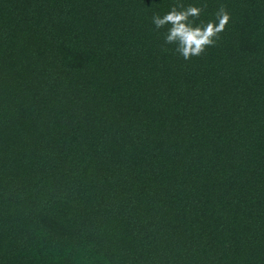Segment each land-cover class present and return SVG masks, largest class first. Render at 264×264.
<instances>
[{
	"label": "trees",
	"instance_id": "obj_1",
	"mask_svg": "<svg viewBox=\"0 0 264 264\" xmlns=\"http://www.w3.org/2000/svg\"><path fill=\"white\" fill-rule=\"evenodd\" d=\"M175 3L0 0V264H264V0Z\"/></svg>",
	"mask_w": 264,
	"mask_h": 264
},
{
	"label": "clouds",
	"instance_id": "obj_2",
	"mask_svg": "<svg viewBox=\"0 0 264 264\" xmlns=\"http://www.w3.org/2000/svg\"><path fill=\"white\" fill-rule=\"evenodd\" d=\"M206 7V3L185 5L183 0H176L168 12L152 16V23L158 31L166 29L163 32L165 44L174 45L175 51L186 61L202 56L208 48L215 47L231 21L227 8L221 5L214 21L197 24Z\"/></svg>",
	"mask_w": 264,
	"mask_h": 264
}]
</instances>
